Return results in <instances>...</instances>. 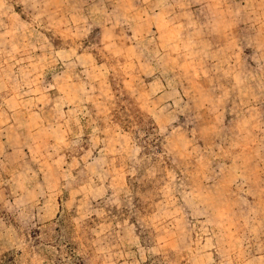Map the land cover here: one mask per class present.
<instances>
[{
  "label": "rangeland",
  "instance_id": "374dc122",
  "mask_svg": "<svg viewBox=\"0 0 264 264\" xmlns=\"http://www.w3.org/2000/svg\"><path fill=\"white\" fill-rule=\"evenodd\" d=\"M0 264H264V0H0Z\"/></svg>",
  "mask_w": 264,
  "mask_h": 264
}]
</instances>
